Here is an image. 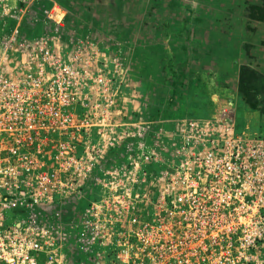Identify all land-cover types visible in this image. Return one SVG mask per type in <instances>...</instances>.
Wrapping results in <instances>:
<instances>
[{
  "label": "rangeland",
  "instance_id": "1",
  "mask_svg": "<svg viewBox=\"0 0 264 264\" xmlns=\"http://www.w3.org/2000/svg\"><path fill=\"white\" fill-rule=\"evenodd\" d=\"M5 5V13H0V35L6 37L4 41L1 39L0 46L5 56L0 63L7 64L10 71L22 66L14 73L25 75L30 69L28 63L36 67L43 48L51 50L53 60L72 63L77 74L74 81L87 85L83 94L88 93V106L89 101L98 97L97 83H102L103 101L114 100L113 105H103L101 109L105 117H111V125L110 121L104 123L109 126V133L122 135L121 127L127 122H133L135 133L145 129L151 142H159L156 146L165 160L158 165L162 171H169L175 160L179 163L188 158L187 153L183 157L177 151L184 147L188 135L195 132L191 122L215 137L224 122L236 134L264 133V112L246 102L239 85L243 65L264 75V18L256 17L264 10L262 0H5ZM55 7L60 10L53 20L48 15ZM178 24L184 27L175 28ZM167 25L171 28L166 29ZM183 43L187 44L191 58L185 65L187 77L195 79H185V85L177 93L173 67L164 56L167 51H180L182 55L175 61L180 64L186 54L181 51ZM3 46H8V50ZM90 96L95 98L89 100ZM70 110L72 114L65 116L74 117L76 127L84 120L83 126L90 127L103 113L91 106H73ZM96 113L99 115L95 117ZM65 116L61 112L57 119L65 121ZM94 125L80 128L79 134L74 129H61L59 121L54 125L57 127H51L54 143L70 142L73 152L85 158L88 169L85 167L79 181L70 183V189L66 185L60 189L55 181L51 194L59 200L40 201L39 205L19 212L27 219H31V212L42 213L43 217L35 215L39 222L48 220L42 227L64 231L63 249L69 264H149V254L143 251L148 248L142 244L148 235L144 233L143 220L134 223L133 211L120 210L132 203H117L111 184L113 180L122 183L120 171L131 165L133 157L122 137L123 140L105 139ZM93 145H97V152L92 153ZM185 146L193 147L192 152L203 150V145L196 146L194 142ZM25 166L28 162L23 161L22 167ZM153 166L147 168L156 179L159 167ZM10 167L11 176H17L16 165ZM65 174L57 169V176ZM58 179L64 184L67 180ZM32 188L37 190L35 184ZM150 188L158 191L153 184ZM136 203L137 213L144 212L148 205ZM93 204L106 214L109 208L110 222H114L113 236L107 247L86 252L77 244L76 224ZM158 251L152 254L159 255ZM258 261L264 264V250Z\"/></svg>",
  "mask_w": 264,
  "mask_h": 264
},
{
  "label": "built area",
  "instance_id": "2",
  "mask_svg": "<svg viewBox=\"0 0 264 264\" xmlns=\"http://www.w3.org/2000/svg\"><path fill=\"white\" fill-rule=\"evenodd\" d=\"M7 5L0 0V13H5ZM59 10L55 7L48 16L55 20L53 16ZM1 35L0 45L1 39H6ZM5 48L8 50V46ZM1 50L2 46L0 61L5 56ZM38 60L36 67L28 63L30 69L22 76L14 73L22 66L10 71L7 64L0 63V264H69L63 249L64 231L42 227L48 220L39 222L35 218L36 214L43 217L42 213L31 212V219H27L19 210L27 211L40 201L59 200L51 194L55 181L60 189L65 185L70 189V183L79 181L84 173L85 158L73 152L70 142L54 143L51 127L59 121L61 129H74L79 134L80 128L89 126H83V119L76 127L74 117L65 116L72 114L73 106L101 110L103 105L114 104L113 99L103 101L102 83H97L98 97L88 106V93L83 94L87 85L74 81L77 74L72 63L53 60L51 50L43 48ZM94 98L90 96L89 100ZM61 112L65 121L57 119ZM100 116L93 124L98 127L97 132L105 139L122 137L133 157L131 165L120 171L122 183L113 180L111 184L117 203H132L120 210L133 211L134 223L143 220L144 233L148 235L142 244L148 248L149 252L145 248L143 251L149 254V264L260 263L258 256L264 250V133L236 134L224 122L215 137L191 122L195 132L177 151L183 157L187 153L188 158L179 163L175 160L169 171H162L158 165L165 160L156 146L159 142H151L145 129L135 133L133 122H127L121 127L122 135L109 133V126L104 123L110 121L111 125V117H105L104 112ZM191 142L203 145V150L192 152L193 147L186 148ZM207 146L210 147L205 149ZM96 147H91L92 153L97 152ZM85 152L91 154L89 149ZM23 161L28 166L22 167ZM12 164L18 168L17 176L9 172ZM149 165L159 167L158 178L154 179ZM57 169L66 174L57 176ZM62 177L67 179L65 184L58 179ZM151 184L158 188L157 192L150 188ZM142 190L145 197L139 195ZM136 202H148L145 209L142 207L144 212L137 213ZM108 210L103 213L93 204L76 224L77 244L86 252L108 246L114 229ZM156 249L159 255L152 254Z\"/></svg>",
  "mask_w": 264,
  "mask_h": 264
},
{
  "label": "trees",
  "instance_id": "3",
  "mask_svg": "<svg viewBox=\"0 0 264 264\" xmlns=\"http://www.w3.org/2000/svg\"><path fill=\"white\" fill-rule=\"evenodd\" d=\"M264 2V0H262ZM258 19L264 18V10H261L259 14L256 15ZM184 25L178 24L175 28L182 29ZM166 29H170L171 26L167 25ZM187 44H182V52L184 57L180 59L181 63L176 65L175 61L177 57L180 58V51L176 53L166 52V56H164V60L166 59L171 63L174 75L176 76V83L174 81L175 91L178 93L179 90L185 85L184 80L195 79V77H187V72L185 69V65L189 63L190 56L188 55V49L186 50ZM157 65H155V69ZM154 69V70H155ZM197 72H195V76H197ZM188 78V79H187ZM240 91L244 92L246 102L250 103L256 109H261L264 112V75L256 68L250 67L248 65H243L240 71ZM260 86V88H257ZM213 102V101H212ZM263 133V132H262Z\"/></svg>",
  "mask_w": 264,
  "mask_h": 264
},
{
  "label": "bare ground",
  "instance_id": "4",
  "mask_svg": "<svg viewBox=\"0 0 264 264\" xmlns=\"http://www.w3.org/2000/svg\"><path fill=\"white\" fill-rule=\"evenodd\" d=\"M109 98H110V97H109ZM142 196L145 197V196H146V193H143Z\"/></svg>",
  "mask_w": 264,
  "mask_h": 264
},
{
  "label": "crops",
  "instance_id": "5",
  "mask_svg": "<svg viewBox=\"0 0 264 264\" xmlns=\"http://www.w3.org/2000/svg\"><path fill=\"white\" fill-rule=\"evenodd\" d=\"M145 193V192H144Z\"/></svg>",
  "mask_w": 264,
  "mask_h": 264
}]
</instances>
